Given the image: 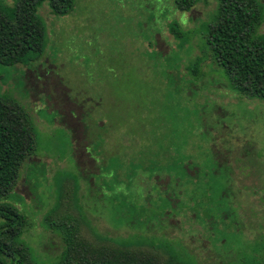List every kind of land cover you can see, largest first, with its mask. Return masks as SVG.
Listing matches in <instances>:
<instances>
[{
    "label": "rangeland",
    "instance_id": "rangeland-1",
    "mask_svg": "<svg viewBox=\"0 0 264 264\" xmlns=\"http://www.w3.org/2000/svg\"><path fill=\"white\" fill-rule=\"evenodd\" d=\"M215 14L174 0H77L65 17L41 6L43 56L0 65V96L37 138L7 198L30 223L33 264H58L71 229L176 264H264V102L214 61Z\"/></svg>",
    "mask_w": 264,
    "mask_h": 264
},
{
    "label": "trees",
    "instance_id": "trees-1",
    "mask_svg": "<svg viewBox=\"0 0 264 264\" xmlns=\"http://www.w3.org/2000/svg\"><path fill=\"white\" fill-rule=\"evenodd\" d=\"M77 0H18L0 9V65H27L30 54L43 56L46 27L39 9L48 3L52 13L72 14ZM178 11L196 7L216 8L208 27L207 45L216 64L227 75L230 87L240 96L264 102V1L174 0ZM217 3V4H216ZM170 33L180 38L175 24ZM37 151L35 128L29 114L15 100L0 96V264H33L22 237L30 223L8 196L17 188L25 163ZM64 250L58 264H176L160 256L106 244H95L71 229L62 238Z\"/></svg>",
    "mask_w": 264,
    "mask_h": 264
}]
</instances>
